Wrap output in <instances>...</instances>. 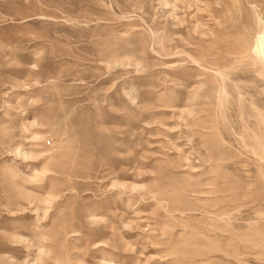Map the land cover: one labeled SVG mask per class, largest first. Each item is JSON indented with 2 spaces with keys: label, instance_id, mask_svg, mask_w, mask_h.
I'll return each mask as SVG.
<instances>
[{
  "label": "rangeland",
  "instance_id": "rangeland-1",
  "mask_svg": "<svg viewBox=\"0 0 264 264\" xmlns=\"http://www.w3.org/2000/svg\"><path fill=\"white\" fill-rule=\"evenodd\" d=\"M0 264H264V0H0Z\"/></svg>",
  "mask_w": 264,
  "mask_h": 264
},
{
  "label": "bare ground",
  "instance_id": "bare-ground-1",
  "mask_svg": "<svg viewBox=\"0 0 264 264\" xmlns=\"http://www.w3.org/2000/svg\"><path fill=\"white\" fill-rule=\"evenodd\" d=\"M260 45V44H259ZM257 47V46H256ZM259 47V46H258ZM261 48V47H260ZM257 50V49H256ZM261 50V49H260ZM257 52V51H256Z\"/></svg>",
  "mask_w": 264,
  "mask_h": 264
}]
</instances>
